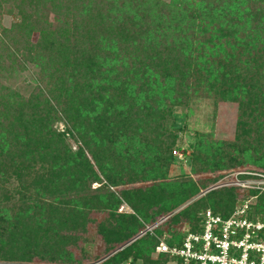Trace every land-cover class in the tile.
<instances>
[{
	"label": "trees",
	"instance_id": "16d2710c",
	"mask_svg": "<svg viewBox=\"0 0 264 264\" xmlns=\"http://www.w3.org/2000/svg\"><path fill=\"white\" fill-rule=\"evenodd\" d=\"M0 15L12 18L0 20V264H168L151 255L160 238L183 241L179 212L128 242L183 204L201 209L194 231L207 209L231 215L242 187L165 181L187 99L238 104L235 138L202 135L195 172L220 169L218 180L247 162L258 168L240 172L264 173V0H0ZM31 68L29 94L2 81ZM102 177L142 185L92 190ZM249 192V217L264 220V191ZM124 200L136 214L117 212ZM95 212L106 215L96 254L78 247Z\"/></svg>",
	"mask_w": 264,
	"mask_h": 264
},
{
	"label": "rangeland",
	"instance_id": "374dc122",
	"mask_svg": "<svg viewBox=\"0 0 264 264\" xmlns=\"http://www.w3.org/2000/svg\"><path fill=\"white\" fill-rule=\"evenodd\" d=\"M0 20L2 21L3 25H8L12 18L10 16H1ZM37 37V34L34 35V38ZM35 71L34 69H29L27 71L21 72H10V70H4L2 81L6 86H13L17 89H20L25 94H29L32 85L35 83ZM6 89V88H5ZM178 105V104H176ZM181 105V106H180ZM179 106H177V112L179 115L184 117V128L177 131L175 140L173 145L171 144L170 149L172 152V161L171 163L166 166L168 167V179L165 181H175L178 184L181 182H187L190 180H197L202 183V181L208 180V186L204 188V192L208 190V188H228L231 186L232 179L235 177L236 174L240 175L243 174L242 167H256L255 165L249 164L247 162L243 164H239L238 168L229 170V176L224 178H219L215 180L219 170H216L215 173L211 171H203L199 170V172H195L194 168H196V161L194 160V151L196 148V143L198 142L199 138L203 135L204 139H208L210 141H215V143L219 142V145L222 141H230L235 138L236 136V123L238 117V104L234 101L230 100H221L220 98L214 97H193L191 99H187L186 102H181ZM56 127L60 130H65L66 126L64 122L56 123ZM206 134H210L207 138L204 136ZM67 142L72 150L79 149V142H77L72 136L67 135ZM222 148H225L222 147ZM221 149V148H220ZM233 152V151H232ZM234 153V152H233ZM241 154H236V156ZM240 157H237V159ZM199 169L200 167L197 166ZM258 168V167H256ZM167 168H165L166 170ZM244 171H252V172H259L264 174L262 171H257L252 168L243 169ZM239 171V172H237ZM227 172V171H226ZM250 176H254V174H249ZM241 176V175H240ZM256 177V176H254ZM261 178V177H259ZM102 180V181H101ZM100 181H94L91 184L92 190L100 189L104 187V189L119 195L122 190H131L133 188H137L142 185V183L138 182L136 184H125V185H118L113 186L111 183L107 182L105 178L102 177ZM154 182H146L144 187H149L152 185H160L164 183L162 178L158 177ZM17 182L13 181V186L16 185ZM264 186V184H262ZM240 187V186H238ZM251 188L246 187L240 189L239 195L237 196L238 200L236 205H238L242 199H251L253 205L258 200L256 196H253L249 190ZM259 192H263L264 189H256ZM119 191V194H118ZM202 192V193H204ZM201 195V194H200ZM121 197V196H120ZM123 199V197H121ZM191 202V201H190ZM189 202V204H191ZM188 204V203H187ZM183 204L176 208L172 213L171 216L179 212V217L174 220L175 229L182 233L185 227L189 225L192 226L197 221L198 218L196 216H200L201 209L196 211V213L190 209H188V205ZM118 213H127V214H136L132 207L124 200L122 201V206L118 209ZM196 215V216H195ZM170 216V217H171ZM195 216V217H194ZM92 217L94 218L93 222H90L88 225V232L84 233L82 239L79 241V246L86 245V249L95 251L103 247V244L100 240V234L98 231L99 223L106 217L105 214L95 212L93 213ZM169 217V218H170ZM194 217V218H193ZM262 219L261 216H259ZM168 220V219H167ZM165 222V221H164ZM168 228L166 227L165 231ZM171 235V234H170ZM160 236V235H159ZM158 236V237H159ZM87 238L89 242H84V239ZM70 249V247H68ZM72 250L76 252L77 255L81 256L80 248L72 247ZM96 254V252H95ZM151 257L153 259H157L159 255L157 253H152ZM99 261H88L87 259L84 260L81 264H97ZM33 264H41L39 259L35 258Z\"/></svg>",
	"mask_w": 264,
	"mask_h": 264
},
{
	"label": "built area",
	"instance_id": "2783aa9c",
	"mask_svg": "<svg viewBox=\"0 0 264 264\" xmlns=\"http://www.w3.org/2000/svg\"><path fill=\"white\" fill-rule=\"evenodd\" d=\"M242 173L256 177L240 179L236 174L231 183L226 184L264 189V174L252 171ZM251 203L249 198L241 201L228 217L207 209L202 213L200 230L185 227L182 231L184 239L179 245L171 246L165 238H160L155 253L168 254V264H264V220L249 217ZM170 216H163L156 223L147 225L128 243L153 232Z\"/></svg>",
	"mask_w": 264,
	"mask_h": 264
}]
</instances>
